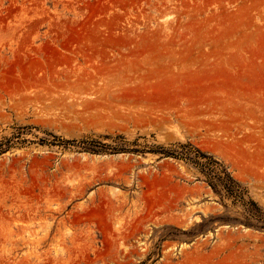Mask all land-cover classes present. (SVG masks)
Wrapping results in <instances>:
<instances>
[{"label": "rangeland", "instance_id": "rangeland-1", "mask_svg": "<svg viewBox=\"0 0 264 264\" xmlns=\"http://www.w3.org/2000/svg\"><path fill=\"white\" fill-rule=\"evenodd\" d=\"M181 146L264 219V0H0V264H264Z\"/></svg>", "mask_w": 264, "mask_h": 264}, {"label": "trees", "instance_id": "trees-1", "mask_svg": "<svg viewBox=\"0 0 264 264\" xmlns=\"http://www.w3.org/2000/svg\"><path fill=\"white\" fill-rule=\"evenodd\" d=\"M90 152H99L96 149L88 148ZM119 150L122 149H113ZM162 155L166 158H173L177 160L185 161L194 165L198 170L205 175L207 183L212 187V189L218 193L219 191H224L225 195L229 198L234 199L235 202H239L245 207H247L248 212L256 216L257 220L262 224L260 227L264 229V219L257 215L251 206H257L253 201H246V191L242 185L237 182L227 171L224 169L217 161L212 157L201 153L198 150H194L190 146H181L177 150H166L162 149Z\"/></svg>", "mask_w": 264, "mask_h": 264}]
</instances>
